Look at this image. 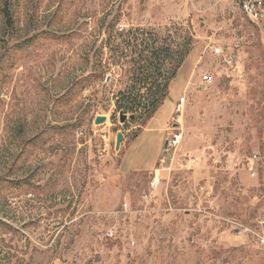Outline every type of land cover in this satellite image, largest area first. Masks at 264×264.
Returning <instances> with one entry per match:
<instances>
[{"label": "rangeland", "instance_id": "374dc122", "mask_svg": "<svg viewBox=\"0 0 264 264\" xmlns=\"http://www.w3.org/2000/svg\"><path fill=\"white\" fill-rule=\"evenodd\" d=\"M10 2L13 33L0 0V176L10 180L0 264H264V19L249 20L241 0ZM146 76L167 86L150 121L124 103H146ZM51 125L64 129L26 143ZM177 129L183 140L166 154Z\"/></svg>", "mask_w": 264, "mask_h": 264}, {"label": "trees", "instance_id": "16d2710c", "mask_svg": "<svg viewBox=\"0 0 264 264\" xmlns=\"http://www.w3.org/2000/svg\"><path fill=\"white\" fill-rule=\"evenodd\" d=\"M1 12L3 14L4 28L6 29L7 32L13 33L14 30H16V21H15V15H14L13 7L11 5L10 0H5V3L1 8ZM48 36L52 37L51 33L45 32V33L34 34L32 37L24 40L23 42H19L17 44V46L12 48V50H9L7 53L2 54L1 58L9 57L10 54L12 56L17 52L18 53L28 52L29 51L28 47L31 46L34 42L39 43L41 40H44V38L45 39L48 38ZM9 52H13L14 54L9 53ZM83 81L90 83L89 79H84V80H82V82ZM138 82H141V84H143V85L146 84V82H147V85L150 86V88L147 89V92H145V97L143 96V98H147L146 103H144L138 99L136 100V99H130V98L128 100H126V102H124V103L127 105L128 108H131L134 110H137L138 108L144 107L145 111L147 112V118H148V120H150L155 115V113L160 109V105L162 103L161 99L167 93V86L166 85H160L157 87V89H155L154 86H151V84L154 82L149 83V77L148 76H146L144 78V81L139 80ZM69 99H70V95L68 93L63 98H59L56 101L55 105L57 107H61V105H59V104H62V105L66 104ZM146 123H147V121H146ZM60 129L63 130L64 127L59 126V125H51V127H46L44 129V131L40 132V134H38L36 136V139L34 141H33V139H30L26 143L36 142L39 139L40 140L41 139L46 140L45 138H47V136H49L51 134V132H53V131L56 132ZM23 155H24V151L21 150L19 152V154L16 156V158L14 159L12 166H16ZM9 181L10 180L8 178V175H5V177L0 176V189L5 187L9 183Z\"/></svg>", "mask_w": 264, "mask_h": 264}, {"label": "built area", "instance_id": "2783aa9c", "mask_svg": "<svg viewBox=\"0 0 264 264\" xmlns=\"http://www.w3.org/2000/svg\"><path fill=\"white\" fill-rule=\"evenodd\" d=\"M242 8L245 13V16L249 20H254V21H259L260 19H264V0H241ZM216 53L224 54V52L219 49L215 48L214 50ZM231 58L225 57V61L227 63H231ZM203 81L205 83H212L213 82V77L211 75H204L203 76ZM185 98L181 97L179 99V102L176 106L175 112H181L182 106L185 103ZM183 132L179 129L177 131H173L169 134L168 138L166 139L165 146H164V152L166 154H169L170 152L178 149V146L181 144L183 140ZM164 161V160H163ZM162 161V163H163ZM160 179L157 174H154L152 179H151V187L155 188L158 186L160 183ZM230 223L234 225L241 226L240 224L234 222V221H229ZM260 223L264 224V220H261ZM117 234V230L110 228L106 232V236L109 238H115ZM263 242H264V237H263Z\"/></svg>", "mask_w": 264, "mask_h": 264}, {"label": "water", "instance_id": "95a60500", "mask_svg": "<svg viewBox=\"0 0 264 264\" xmlns=\"http://www.w3.org/2000/svg\"><path fill=\"white\" fill-rule=\"evenodd\" d=\"M127 117L128 116L126 114L121 113L120 119L122 120V122H125L127 120ZM129 118L134 119V114H131ZM106 120L107 119L104 115H98L97 117H95V124L97 125L102 124L106 122ZM116 134H117V137H116V142H115V150H119L125 135L121 131H118Z\"/></svg>", "mask_w": 264, "mask_h": 264}, {"label": "crops", "instance_id": "0c3cea01", "mask_svg": "<svg viewBox=\"0 0 264 264\" xmlns=\"http://www.w3.org/2000/svg\"><path fill=\"white\" fill-rule=\"evenodd\" d=\"M178 102H179V101H178ZM178 102H177V104H178ZM176 106H177V105H176ZM157 112H158V111H157ZM157 112H156V113H157ZM156 113H155V114H156ZM153 117H154V116H153ZM153 117H152V118H153ZM150 120H151V119H150ZM150 120H149V121H150ZM144 130H145V129H144Z\"/></svg>", "mask_w": 264, "mask_h": 264}]
</instances>
